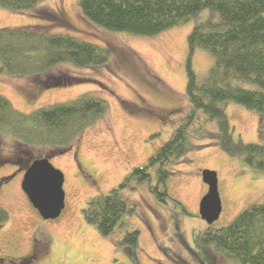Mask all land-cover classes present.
<instances>
[{"label":"rangeland","instance_id":"rangeland-1","mask_svg":"<svg viewBox=\"0 0 264 264\" xmlns=\"http://www.w3.org/2000/svg\"><path fill=\"white\" fill-rule=\"evenodd\" d=\"M41 10L45 13L38 18L0 6V27L46 24L54 19L48 13L55 12L66 26L54 31L105 46L109 59L100 66L57 64L39 78L1 74L0 94L15 109L30 112L92 92L105 100L107 110L66 147L26 146L0 134V207L8 214L0 225V264H237L195 242L197 232L207 227L199 216V203L208 188L202 171L216 176L221 212L212 224L215 227L227 225L251 204L264 203V172L222 151L213 138L214 122L203 124L209 137L191 129L193 148L169 165L167 201L160 202L150 192L149 186L156 183L152 171L149 183L132 179L122 191L135 208V214L125 218V226L104 237L82 215L92 196L107 193L134 167L145 165L184 121L189 111L186 38L195 21L211 11L144 37L93 25L81 15L77 0H41L34 11ZM211 59L204 50L195 52L192 67L199 79ZM69 77L77 80L64 82ZM44 81L51 84L43 87ZM244 87L256 89L249 83ZM223 106L234 138L264 143L256 111L232 101ZM199 122L204 123L203 117ZM41 157L64 176L65 205L55 219H42L21 189L25 169ZM131 229L138 230L135 253L118 244Z\"/></svg>","mask_w":264,"mask_h":264},{"label":"trees","instance_id":"trees-1","mask_svg":"<svg viewBox=\"0 0 264 264\" xmlns=\"http://www.w3.org/2000/svg\"><path fill=\"white\" fill-rule=\"evenodd\" d=\"M40 2L0 0V6L41 18L39 15L45 12L34 11ZM77 4L84 19L95 26L144 37L196 19L203 10L211 11L205 19L195 21L186 38L185 96L189 111L184 121L174 129L170 140L148 157L145 165L134 167L107 193L92 196L82 209L84 220L94 225L100 235L112 234L115 228L125 226L126 217L135 214L134 206L122 195L132 179L149 183L154 171L156 183L149 190L160 202L167 201L169 165L193 148L191 129L208 135L203 125L206 122H214L213 138L222 151L238 157L256 172H264V143L234 138L223 106L232 101L256 111L259 131L264 135V0H77ZM48 14L54 19L46 24L0 27V75L39 78L61 63L78 68L100 66L108 61V48L54 31L66 25L58 13ZM198 49L212 58L201 79L192 67ZM73 80L77 79L69 77L64 82ZM50 82L44 81L42 86ZM245 83L256 89L244 87ZM106 110L105 100L92 92L30 112L15 109L0 94V134H8L26 146L66 147ZM7 217V211L0 207V225ZM195 242L237 264H264V203L249 205L227 225H207L197 232ZM118 244L131 247L135 253L138 230H126Z\"/></svg>","mask_w":264,"mask_h":264},{"label":"water","instance_id":"water-1","mask_svg":"<svg viewBox=\"0 0 264 264\" xmlns=\"http://www.w3.org/2000/svg\"><path fill=\"white\" fill-rule=\"evenodd\" d=\"M207 192L199 203V216L207 225H212L221 212L215 172L202 171ZM64 176L47 157L36 158L25 169L21 189L32 207L42 219L57 218L64 208Z\"/></svg>","mask_w":264,"mask_h":264},{"label":"flooded vegetation","instance_id":"flooded-vegetation-1","mask_svg":"<svg viewBox=\"0 0 264 264\" xmlns=\"http://www.w3.org/2000/svg\"><path fill=\"white\" fill-rule=\"evenodd\" d=\"M9 259L16 260V258H15V257H14V258H9ZM9 259L7 260L8 262H10V261H9ZM3 263L7 264V263H6V261H3Z\"/></svg>","mask_w":264,"mask_h":264}]
</instances>
